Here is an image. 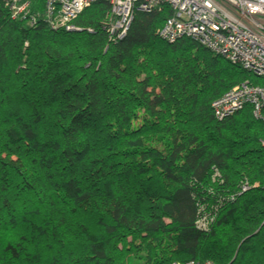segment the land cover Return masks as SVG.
Instances as JSON below:
<instances>
[{"label":"trees","instance_id":"trees-1","mask_svg":"<svg viewBox=\"0 0 264 264\" xmlns=\"http://www.w3.org/2000/svg\"><path fill=\"white\" fill-rule=\"evenodd\" d=\"M41 1L29 25L0 0V264H264V124L211 106L264 79L159 39L166 7L109 40L105 0L76 32Z\"/></svg>","mask_w":264,"mask_h":264},{"label":"built area","instance_id":"built-area-1","mask_svg":"<svg viewBox=\"0 0 264 264\" xmlns=\"http://www.w3.org/2000/svg\"><path fill=\"white\" fill-rule=\"evenodd\" d=\"M2 1L11 19H28L32 25L39 17V12L31 11L33 5L30 0ZM97 1L44 0L42 18L51 29L76 32L78 30L71 25L72 20ZM108 3L109 22L106 30L109 40L123 38L135 11L148 13L166 7L172 16L157 30L156 36L159 39L167 43L181 38L190 39L212 55L239 66L252 76L264 79V0H108ZM18 5L25 6L26 12L17 15L15 11H18ZM58 5L60 10H53ZM247 104L253 118L264 124V87L243 82L211 106L215 118L220 121L239 112ZM261 147L264 148V142H261ZM253 187H258V184ZM204 222L198 221V228H204Z\"/></svg>","mask_w":264,"mask_h":264},{"label":"rangeland","instance_id":"rangeland-1","mask_svg":"<svg viewBox=\"0 0 264 264\" xmlns=\"http://www.w3.org/2000/svg\"><path fill=\"white\" fill-rule=\"evenodd\" d=\"M31 2L33 1V0H30ZM107 3H108V0H105ZM41 4H42V8H43V5L45 4L44 3V0H42L41 1ZM108 7L110 8V6H109V3H108ZM11 9H13L12 7H10ZM14 10V9H13ZM12 10V11H13ZM43 10H44V8H43ZM42 10V11H43ZM53 10H60V6L58 5V6H54L53 7ZM23 11H25V6L24 7H21V6H19L18 5V11H15L16 13H17V15H19V12H23ZM26 12V11H25ZM24 13V12H23ZM13 17V16H12ZM26 17H29V15H26ZM132 17H133V15H132ZM11 20H13V21H18L19 23H21V22H24L25 24H29V25H31V23H30V21H28V19L27 20H25V19H23V20H16L15 19V17L14 18H12ZM25 21H28V22H25ZM46 25H48L49 26V23H45ZM74 27V26H73ZM28 55H29V45H28V43H23V45H22V47H21V53H20V61H19V63L17 64V71H24V69L25 68H27V63H28ZM263 172H264V169H263ZM256 184V183H255ZM258 185H261L260 183H258ZM261 186H264V184L263 185H261ZM199 225H201V223L199 224Z\"/></svg>","mask_w":264,"mask_h":264},{"label":"bare ground","instance_id":"bare-ground-1","mask_svg":"<svg viewBox=\"0 0 264 264\" xmlns=\"http://www.w3.org/2000/svg\"><path fill=\"white\" fill-rule=\"evenodd\" d=\"M248 106H249L248 104L243 106L240 111H242L245 107H248Z\"/></svg>","mask_w":264,"mask_h":264}]
</instances>
